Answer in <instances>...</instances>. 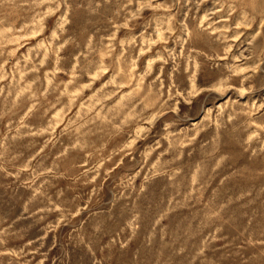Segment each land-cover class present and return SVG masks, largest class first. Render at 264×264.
<instances>
[{
	"label": "rangeland",
	"instance_id": "374dc122",
	"mask_svg": "<svg viewBox=\"0 0 264 264\" xmlns=\"http://www.w3.org/2000/svg\"><path fill=\"white\" fill-rule=\"evenodd\" d=\"M0 264H264V0H0Z\"/></svg>",
	"mask_w": 264,
	"mask_h": 264
}]
</instances>
